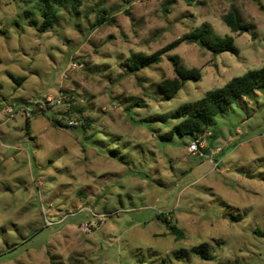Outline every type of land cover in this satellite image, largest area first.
I'll list each match as a JSON object with an SVG mask.
<instances>
[{
	"label": "rangeland",
	"instance_id": "rangeland-1",
	"mask_svg": "<svg viewBox=\"0 0 264 264\" xmlns=\"http://www.w3.org/2000/svg\"><path fill=\"white\" fill-rule=\"evenodd\" d=\"M41 2L0 0V264H264V91L194 137L203 157L172 133L180 119L146 121L264 67V0H81L45 32ZM232 6L250 23L241 34L223 20ZM203 22L239 53L183 41L129 70L132 53ZM174 54L201 78L166 99ZM62 94L73 103L40 109ZM203 243L212 259L194 251Z\"/></svg>",
	"mask_w": 264,
	"mask_h": 264
},
{
	"label": "trees",
	"instance_id": "trees-1",
	"mask_svg": "<svg viewBox=\"0 0 264 264\" xmlns=\"http://www.w3.org/2000/svg\"><path fill=\"white\" fill-rule=\"evenodd\" d=\"M68 2L71 3L74 9H77L81 4V0H42L40 6L43 22L39 26L40 31H47L56 22L58 9L66 7ZM260 6L264 8L262 4ZM99 20L100 22L113 23L115 19L110 15L104 14L101 15ZM223 20L234 33L241 34L250 29V23L241 20L235 6H232L224 14ZM30 22L34 26L38 25L37 19H32ZM183 41L196 42L214 54L227 51L236 55L239 53L234 36L230 34L221 36L215 32L209 22H203L192 32L173 40L152 54L132 53L129 56L127 66L131 72H137L143 68L158 64L162 61L165 53L174 50ZM169 58L173 61L177 75L174 78L163 79L158 85L160 94L166 99L173 98L187 81L201 78L200 69L195 67L188 68L181 64L179 55H170ZM261 91H264V67L252 69L243 75L235 76L224 86L207 91L202 98L181 104L172 116L168 114L156 115L146 121L165 122L169 118H178L180 122L172 129V133L180 136L190 135L194 138L196 135L206 132L207 128H211L217 116L228 113L233 105H240L243 99H252L257 95V92ZM127 110L130 109L127 108ZM54 123L62 126L58 119H55ZM67 126L69 125L67 124ZM165 137L172 138L170 134ZM214 137H216V134ZM164 220H166L173 233L180 234V230L171 223L170 219L164 216ZM256 232L264 236V231L257 230ZM194 251L206 259L213 258L208 245L205 243L194 247Z\"/></svg>",
	"mask_w": 264,
	"mask_h": 264
},
{
	"label": "built area",
	"instance_id": "built-area-1",
	"mask_svg": "<svg viewBox=\"0 0 264 264\" xmlns=\"http://www.w3.org/2000/svg\"><path fill=\"white\" fill-rule=\"evenodd\" d=\"M72 103L73 100L71 96H69L68 94H62L57 98L52 96H47L39 105V107L42 111H46L55 106H60L62 104L71 105ZM37 109L38 108L36 106L32 108L26 107V109H24V114L31 115L32 113L37 111ZM11 111H13V109H9V112ZM65 119H66L65 120L66 124H68L69 126H75L77 124V120L74 116L66 117ZM189 150L191 153H194L195 155H198L200 157L205 156L204 143H202V140L199 138H194L193 140H191L189 145Z\"/></svg>",
	"mask_w": 264,
	"mask_h": 264
}]
</instances>
